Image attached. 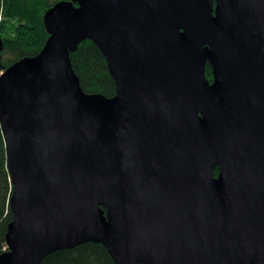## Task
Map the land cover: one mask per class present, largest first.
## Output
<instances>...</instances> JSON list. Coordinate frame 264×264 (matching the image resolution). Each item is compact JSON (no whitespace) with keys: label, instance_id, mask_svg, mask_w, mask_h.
I'll return each mask as SVG.
<instances>
[{"label":"water","instance_id":"water-1","mask_svg":"<svg viewBox=\"0 0 264 264\" xmlns=\"http://www.w3.org/2000/svg\"><path fill=\"white\" fill-rule=\"evenodd\" d=\"M43 24L0 72V264L86 242L114 264H264V0L60 1ZM86 39L111 97L70 66Z\"/></svg>","mask_w":264,"mask_h":264},{"label":"trees","instance_id":"trees-1","mask_svg":"<svg viewBox=\"0 0 264 264\" xmlns=\"http://www.w3.org/2000/svg\"><path fill=\"white\" fill-rule=\"evenodd\" d=\"M60 1L71 0H0V72L24 58L37 55L49 34L43 24L45 12ZM70 66L79 86L86 93L111 97L115 86L105 60L90 40H83L69 53ZM205 76L211 81L210 68ZM217 171L214 170V174ZM11 184L6 166L4 139L0 129V254L6 250L5 234L12 215L9 209ZM38 264H114L99 243L86 242L71 249L49 253Z\"/></svg>","mask_w":264,"mask_h":264},{"label":"flooded vegetation","instance_id":"flooded-vegetation-1","mask_svg":"<svg viewBox=\"0 0 264 264\" xmlns=\"http://www.w3.org/2000/svg\"><path fill=\"white\" fill-rule=\"evenodd\" d=\"M207 66H208V65H206V67H207ZM206 67H205V68H206ZM208 67H209V66H208Z\"/></svg>","mask_w":264,"mask_h":264}]
</instances>
